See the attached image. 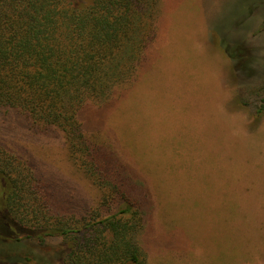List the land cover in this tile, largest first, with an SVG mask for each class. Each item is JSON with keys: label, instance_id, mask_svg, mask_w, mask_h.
Segmentation results:
<instances>
[{"label": "rangeland", "instance_id": "rangeland-1", "mask_svg": "<svg viewBox=\"0 0 264 264\" xmlns=\"http://www.w3.org/2000/svg\"><path fill=\"white\" fill-rule=\"evenodd\" d=\"M263 111L264 0H160L132 82L81 112L148 191V264H264ZM18 118L0 120V138L30 160L52 212L96 207L101 191L61 134Z\"/></svg>", "mask_w": 264, "mask_h": 264}, {"label": "trees", "instance_id": "trees-1", "mask_svg": "<svg viewBox=\"0 0 264 264\" xmlns=\"http://www.w3.org/2000/svg\"><path fill=\"white\" fill-rule=\"evenodd\" d=\"M159 3L0 0L1 122L18 115L31 128L57 130L101 191L79 215L52 212L30 160L0 138V264H148L139 236L148 191L125 176L109 146L90 139L81 112L132 82Z\"/></svg>", "mask_w": 264, "mask_h": 264}, {"label": "crops", "instance_id": "crops-1", "mask_svg": "<svg viewBox=\"0 0 264 264\" xmlns=\"http://www.w3.org/2000/svg\"><path fill=\"white\" fill-rule=\"evenodd\" d=\"M259 23V22H258Z\"/></svg>", "mask_w": 264, "mask_h": 264}]
</instances>
